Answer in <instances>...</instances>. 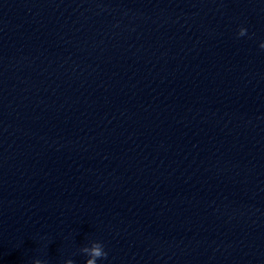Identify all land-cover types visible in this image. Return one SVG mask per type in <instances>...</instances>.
Returning <instances> with one entry per match:
<instances>
[{
    "label": "clouds",
    "instance_id": "9594fccd",
    "mask_svg": "<svg viewBox=\"0 0 264 264\" xmlns=\"http://www.w3.org/2000/svg\"><path fill=\"white\" fill-rule=\"evenodd\" d=\"M247 35V29L241 27L237 33L238 37ZM259 47L264 49V42H261ZM82 253L88 258L85 264H97V260L106 259L108 253L104 250V245L101 242L94 241L91 246H86L82 249ZM33 264H44L40 259H35ZM66 264H73L72 260H68Z\"/></svg>",
    "mask_w": 264,
    "mask_h": 264
}]
</instances>
